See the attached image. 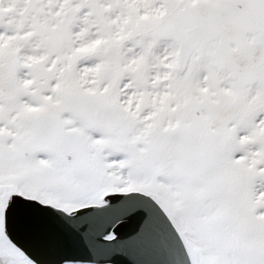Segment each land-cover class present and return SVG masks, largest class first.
I'll return each mask as SVG.
<instances>
[{"label":"snow or ice","instance_id":"1","mask_svg":"<svg viewBox=\"0 0 264 264\" xmlns=\"http://www.w3.org/2000/svg\"><path fill=\"white\" fill-rule=\"evenodd\" d=\"M0 264H264V0H0Z\"/></svg>","mask_w":264,"mask_h":264}]
</instances>
